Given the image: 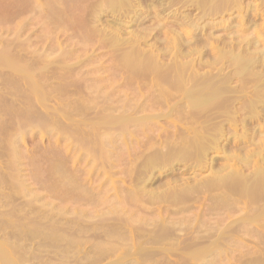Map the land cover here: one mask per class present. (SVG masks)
<instances>
[{"label": "bare ground", "instance_id": "obj_1", "mask_svg": "<svg viewBox=\"0 0 264 264\" xmlns=\"http://www.w3.org/2000/svg\"><path fill=\"white\" fill-rule=\"evenodd\" d=\"M244 1L245 0H47L46 2L48 3L46 6H49L48 8H50L49 11L51 12V14H49L52 15L49 16V19L53 20L55 16H59L60 19L57 17L54 19H57V21L54 22L57 24L59 23L58 25L62 24L58 28V25L54 23L53 25L57 26L52 25L53 28H58V30H60L64 27V31V29L66 30V27L70 26H66L68 24L65 25V23H69V21L76 22V26L79 24V32L74 31L78 34H73L75 37L74 39L77 38L78 40H75V42L73 38L69 37L71 44L75 43L73 45L74 48L72 47L69 49V45L67 44H70V41H68L69 39L67 38L69 43L67 41V43L65 41L57 42L60 50V53L57 55L41 54L36 53L35 51L30 54L32 51L28 52V50L26 51L24 49L23 51L17 52L18 56L14 55L12 57L13 59L17 58V60H10L11 57L8 54L7 55L10 57L9 59L2 55L3 52L2 54L0 53V67H3L4 70L10 69L16 74L18 73V77L13 80L17 83H15L16 86H21V88L26 86V89L29 90H27V92H31L29 94L32 95V97H35V99L38 100V103L42 104L44 107L48 105L47 102H50L49 98L52 95L49 96L48 93H52L51 90L63 88L70 94L76 92V95L78 94L77 92L80 91L77 95L79 97H77L78 99H72L71 102L67 101L69 103L61 101L62 103H65V105L67 104V109L64 107L66 110L64 111V109H62L64 112L60 110L63 113L59 111L61 115H58V118L53 115L56 111L54 113L52 112L53 114L49 112L51 113V119L54 118L53 120L50 119L49 114L47 116L44 115L46 119H50L48 120L51 121V123L43 119H41V122L45 123V125L47 123L49 127L47 125L46 127L48 128L52 127L54 124L56 127V123L59 124L60 122L61 125H63L64 135L66 136L63 139H66L68 157L71 156V153H75L71 159L76 157L77 163L80 161H86L90 165L93 164V168H91L94 173L96 171L98 172V169L100 168V170H102L103 180L105 175L108 177L107 182L110 179L109 182L114 187H117V183L119 182L113 178L115 175V172L113 173V166L115 165L112 163L111 158L114 155L112 149L115 148L116 150V147H113V145H115L114 143L117 144L119 142L121 145L123 142L127 141L131 144L132 142L130 139H133V136L135 135L138 137V131L141 133V131L145 132L150 130V132L154 131V134L155 131H157L156 133H158V130L160 131L157 134L156 140H150V143L145 141V143H147L145 144V149L140 152L136 149L137 147L133 143L138 152H132V154H135L134 157L131 155L134 160L130 161V165L128 164L129 168L127 167L128 169H123L125 171L124 174L131 179L129 182L125 180L126 184L132 182L133 184H131V186H133L132 189L130 188V191H128V188L125 189V187L124 189H121L123 190L124 195L128 193L126 195L127 197L123 196L121 193L122 191L120 192L123 196L122 201L125 198V200L129 201L128 204L132 203L130 206L132 208L134 206L135 210V204L138 205L137 212H145V218H148V220L142 219L141 217L139 222L146 220L148 221L146 225L152 228L147 230L142 226L144 230H139V228V231L131 230V227L128 228L127 224L132 222L133 218H125L124 216L126 214H123L124 212H122V209L120 212L123 214V217H119L120 219L115 218V220H113L115 216L112 217V219L107 215V213L110 214V210L108 212V209L105 208L107 205H101L106 209V213L104 212L105 215L110 218L108 221L109 224H106V230L102 232L99 228H95L97 223L95 222L96 225L94 226L92 221V223L89 222L91 226H94L95 231H92L94 228L88 230L92 227L83 220L85 219V215L80 214L84 216H81L83 219H80V211L77 212L78 214H75L74 212V215H77L78 217L77 219L74 217V220L72 219L73 215L70 213L72 217L69 215L68 217L70 219L65 218L67 223L63 221L68 227L66 228V233L62 232V236H60L66 238L64 237L66 235L67 238L63 240V238L61 239L59 237L61 242L63 240L66 242V245L68 244L67 246L64 244L63 248L65 247V250L60 247V249L64 250L61 253L67 254L66 251L70 250L68 254H73L69 244L72 238V240L75 239V242L73 241L74 243L72 242L71 245H80L83 243V240H85V243L86 241L89 243V239L93 240L97 237H99L98 239L101 238L103 240L102 242L100 241L101 245L99 244L100 242H98V239L97 242H95V239L93 243L95 242L97 245L94 244V246L91 247V250L89 249L90 251L85 253L81 252L83 256L78 257L79 259L76 261L78 262L77 264H100L101 260H104L105 258L109 259V255H111L112 258L116 252L122 249L124 250V253L119 257L117 256L118 258L114 257L115 260H111V262L107 264H214L217 260L216 258L223 253H227L225 250L223 251L225 246L236 244L234 242H236L237 239L234 242L231 241L234 240H232L234 233H242V231H239L238 229L242 227L244 232L245 225H248L247 227L249 228L250 224L255 225L259 220H264V27L252 30V25L255 23L254 19L258 14L253 10H249L248 12L251 5H248L249 7L246 6V8L243 7L245 6L243 5ZM260 1L263 2L264 0ZM40 7L42 6H35L37 9ZM236 12H238V15L234 16ZM61 19H63L62 21H64V24L61 23ZM45 20L43 22H45ZM66 20L69 21L66 22ZM234 22L237 24L233 25ZM71 23L72 22L69 24ZM50 24H48V26ZM27 26L29 25L27 24ZM49 28L46 27L47 30ZM68 30L69 29H67V32ZM218 31H222L218 33L221 35L217 34ZM52 33L54 34L53 31ZM50 35L52 36V34ZM16 39L18 40V38ZM12 44L14 45V43ZM18 44L14 46L19 48L20 45ZM20 44L22 45V43ZM79 44L87 49L89 46V49L91 47L93 51L90 49L92 52L91 55L90 52L88 55L84 52L87 56L85 60H80L78 57V61L75 57L76 59L74 60L78 62L70 64L69 60L76 56L80 51L77 52L79 49L77 45ZM76 46L78 49H76ZM98 50L99 53L100 50H103V52L101 51V54H97L96 51ZM11 52L13 53V51ZM81 55L82 54H80V57ZM104 56L107 57L105 59L106 63H110L109 66L105 67V74L106 72L110 73L111 76H114L116 79L120 76L124 77L123 80L121 78L123 84L120 85L124 88L130 86L133 88L132 93L129 94L126 91L123 93L124 90L121 92L116 87H113L114 85L110 83L111 81L109 79L106 80L104 77L103 80V77L101 78L104 74H98L97 76L96 73V76L94 75L95 71H99V73L100 70L104 71V66L99 64L100 66L96 69V67H94L95 63L92 61L103 60ZM90 62L94 63V66L92 65V67H94L95 70L94 68L89 70V67V71L86 72L85 68H87L89 64L91 65ZM100 62L102 61H99V63ZM96 64H98V62H96ZM3 69L2 71L5 72ZM15 73L14 75L17 76ZM91 73L94 74L91 75ZM9 74H11V72ZM14 75L13 77H15ZM89 76L93 77L91 78ZM53 77L61 79V83L50 84L49 80ZM66 78H70L71 81H68ZM74 79L78 81H74ZM103 82L104 84L106 83V86H104V84L99 85ZM11 84L14 83L11 82ZM92 86L94 90L91 88ZM47 88L50 89L46 91ZM23 93L26 94L25 91ZM28 93V97L31 98ZM10 94L11 93L8 92V95ZM25 94L24 98L27 96ZM14 95H16L15 92ZM73 95H75V93ZM73 95L70 97H73ZM20 103L23 102L21 101ZM51 103L52 102H50V104ZM62 103L60 104L61 106ZM33 104L35 105V103ZM56 105L57 108L59 104L56 102ZM36 107L38 106L36 105ZM21 108L25 110V107ZM49 108L53 109V106L52 108ZM57 109L59 110L61 108L58 107ZM57 109L54 108V110ZM161 109L163 111L160 112L159 110ZM155 111H157V113L153 114ZM148 112L150 114H147ZM40 113L41 118H45L42 115V111ZM21 114L24 115L23 113ZM26 116L28 117V115ZM32 116H30V119H33L34 116ZM74 116H81V119L75 120L74 118L73 120ZM91 116H93V118ZM22 118L24 117L22 116ZM26 118L22 119L25 121L21 124L22 129L24 123L26 124ZM37 121L35 123H37ZM33 122L34 120L32 121V125ZM161 122L163 125H167L166 127L171 126L170 132L162 127ZM30 124L31 123L28 125ZM41 126L44 128L43 125ZM16 131L18 132V130ZM148 135H150L149 131ZM143 136L145 137V135ZM18 137L21 139V134L20 136L18 135ZM150 137H152V135ZM118 138L122 140V143L120 139L118 141ZM157 138H159L158 141ZM115 139L117 142H114ZM143 139L145 140V138ZM153 139H155V137H153ZM135 140L133 142H135ZM139 143L140 145L142 144L141 141ZM135 144L137 145V142ZM124 145H121V147ZM124 147L126 148V146ZM142 148H144V146ZM84 149H86V151ZM83 150L85 151L84 153H82ZM120 150L123 151L122 149ZM125 151L128 152L127 149H125ZM52 155L54 157V153H52ZM124 155L127 156V154ZM124 155L122 158L125 157L126 159V156ZM214 155L216 156L213 157ZM116 157L118 156L116 155L115 158ZM60 158L59 162L61 161ZM116 160L118 159L116 158ZM116 160L115 162H117ZM119 160L121 161V159ZM127 160L126 163L128 162ZM50 163L51 161L49 164ZM117 163L119 164L120 162ZM81 164L83 163L81 162ZM128 165L126 164V166ZM169 165L173 166L169 168ZM49 166H51V164ZM86 166L84 165V168H86ZM68 167L67 169L70 170ZM119 167L121 168V166ZM14 169L16 170V168ZM69 170L65 169V172L68 171V174H66V172L63 175L64 170L62 172V170H56L55 168L54 171H57V173L60 171L62 172L61 174H58V176L63 175L60 177L64 178V182L60 179L64 184H56L59 185L57 186V189L58 187L60 189V186L63 188L65 187L60 190L61 192L65 190V196L63 199L66 197L67 202L71 199L70 203H74L75 206V202H78L77 204H79L83 201L81 192H75V187L76 189H81L83 186L86 187V184L81 185L80 183H77L80 178L75 177L78 175L83 177L84 172L89 170L82 169L84 171L83 173L80 172V174L77 170V176L74 175L76 170H74V172ZM204 171L207 172V175L205 174L206 176L203 174ZM156 173L157 175L160 173L163 175L167 174L168 178L171 177L172 180L169 178L168 180H171L170 182L161 185V187L158 188L160 183L156 186L154 185ZM120 174L123 177L124 174H122V172ZM16 175L17 173L14 174V177L16 178V182L14 183H17V181L18 183H21L19 182L20 180H17L18 177H16ZM199 175H202L201 178H199ZM84 177H87V175ZM94 177L96 178V176ZM53 178L55 177L50 179ZM75 179L77 180L75 181ZM99 179L101 178L98 176V180ZM80 181L81 180H79V182ZM45 182H47V179ZM107 182L105 181V183ZM110 183H107L106 185L108 186ZM121 183H123V181L118 184L123 187ZM106 185H104L105 188L109 190L110 188ZM150 186H154L153 189H150ZM72 188L75 190V193H73V190H70ZM103 188L102 190H107ZM111 189L114 188L111 187ZM53 190L51 191L50 189L51 192H54ZM95 190H97V188H95L93 192ZM102 190L99 191V195H103ZM108 190L106 191L107 195L109 192ZM125 190L128 192L125 193ZM69 191L73 194H70ZM90 191H88L89 194L91 193ZM93 192L92 196H97L96 198H98V195H95L96 192L94 194ZM111 196L113 197L115 194ZM102 199L104 198H101V200ZM203 199L206 201L200 205L198 212H196L198 209L197 207L195 211L196 213L191 215V217L184 216L185 213L187 214V211H191L194 208L189 206V203H200ZM242 199L246 200V204L243 203V205L245 204L247 207L245 208L247 211L246 216H244L245 211L241 210L244 213L242 214V219L233 223L231 222L230 225H225V227L220 224V227H224L223 229L216 225V220H218L219 217L222 218H220L221 220L224 219L223 216L225 214L228 217L225 212V207L229 206L231 208L230 205L233 204L232 201L237 203L232 205L231 210H229L230 213L228 212V214L230 215L231 211H233V214H237V211L232 209H236L233 207L239 206L237 205L238 203L241 205ZM109 200L104 201L107 202L106 204L110 205L111 203ZM207 200H211V204H209ZM98 202L100 204L103 201L100 202L98 199ZM105 202L103 203L105 204ZM206 202L208 204H206ZM161 203L166 204V206L163 207V210L168 211L169 217H157L158 219L152 220L151 217L157 216L154 211V209L156 210L157 208L154 206H159ZM79 205V208H81L82 205ZM112 205H110V207L114 208L115 205L113 203ZM243 205L241 206L243 207ZM117 206L115 207L117 208ZM229 207L226 209H230ZM73 208L74 207H71V209ZM112 210L114 212L111 214H116V211L114 209ZM147 210L150 211L151 214L154 211L153 214L155 215L152 214L153 216L151 215L147 217V214L150 215ZM238 210L240 211V206ZM71 212H73V210ZM87 212L90 211L88 210ZM221 212H224V214H221ZM149 217L152 221L149 220ZM207 217L212 218L210 219ZM203 218L205 219L203 220ZM91 219H94V217ZM209 219L211 220V223L207 221ZM220 219L218 221H220ZM46 220L48 221L47 218ZM212 220H214L215 223H213ZM56 221H59V219ZM224 221L225 219L223 222ZM227 221L229 220H226V222ZM110 222H112V224ZM23 223L25 222L23 221ZM28 223H25V225L22 224L25 227L21 225L23 229H27ZM74 223L77 226V232H86L85 235L83 233L81 235L75 232L76 234H73L76 238L73 237L71 233L73 231L71 230L73 229L72 226H75ZM4 225L5 224L3 223L0 227H3ZM68 225L72 226L69 227ZM137 225L139 226L140 224ZM63 226H61V229H63L61 231H64L65 226ZM142 227L140 229H142ZM247 227L245 226L246 229ZM3 228L1 229L5 230ZM31 228L34 229L29 225L28 229L33 231ZM250 228L249 230L252 232L254 229L253 227ZM246 229L245 231H247ZM34 230L36 231V229ZM96 230H100L98 231L100 233H97ZM255 230L252 233H249L252 235L258 233H255ZM90 231L91 233H89ZM94 232L98 234L97 237H95L96 233L92 234ZM24 233H26V231H24ZM27 233H29L31 238L34 234V238L39 237V235L36 236L38 232L30 234L33 232L27 231ZM47 233L48 232L44 235L45 238ZM55 235V233L51 234V236L56 238ZM86 235H92V237H87ZM42 236L43 235H41V237ZM44 236L42 239H45ZM70 236L72 237L70 238ZM114 236H116V238L118 237L117 241L110 240V238H113ZM244 236L245 235L242 237ZM86 237L87 239H84ZM254 237L257 238V235ZM26 238L31 240L28 236ZM68 239L70 241H68ZM50 240L52 246H54L52 241L54 242L55 239L53 240V238H51ZM259 241L262 242V240ZM238 242L239 240L237 243ZM7 243L8 242H6V244ZM42 243H44V241ZM55 243L56 242H54V244ZM6 244L0 243V264H25L24 261H27L28 258L26 259L20 255L19 252L22 248L17 247L14 244V246H12V244L11 246ZM81 246L83 247V245ZM74 249L75 248H73V250ZM96 249L98 250V258H95L97 254L95 251ZM248 249L250 250L251 248ZM78 250L79 249H77V251ZM252 250L250 251L252 252ZM257 250L259 251V249ZM262 252H264V249H262ZM229 253H231V249ZM92 254L95 259L90 257L93 256ZM256 254V257H248V260H246L247 258L242 260L240 256L241 254H237V257H240V259L238 258L239 261H236H238V264L240 263V260L243 261L240 264H264V258L258 255L259 252L254 255ZM172 258H174V260ZM203 258L205 259L203 260ZM68 261L71 264L72 258L71 260L68 259ZM68 261L67 263H69Z\"/></svg>", "mask_w": 264, "mask_h": 264}, {"label": "rangeland", "instance_id": "obj_2", "mask_svg": "<svg viewBox=\"0 0 264 264\" xmlns=\"http://www.w3.org/2000/svg\"><path fill=\"white\" fill-rule=\"evenodd\" d=\"M36 3H35V2ZM38 0H0V53L2 54V52H3V54L2 55H4V56H6V58L7 59H9L10 57H11V59L10 60H12L13 58V56L14 55H17V52L18 51H23L24 49L27 51L28 50V52L29 51H32V52H30V54L31 53H34L33 51H35L36 53H41V54H47V55H57L58 53H60V50H59V46H58V41H60V42H66L67 41V38L69 39L68 41H70V38H73V40L75 41H77L78 39L76 38V39H74L75 37H74V33L77 31V32H79V30H80V28H79V24L76 26L75 25V23L76 22H74V21H69V20H66V22L67 21H69V23L70 22H72L71 24H69V23H65V25L66 24H68V25H66V26H69V27H66V30L64 29V31H63V28H61L60 30H58V28L62 25L61 23H63L64 24V21H62L63 19H61L60 21H62L60 24L61 25H58L56 22H54V21H57V19L56 20H54L55 18H59V16H55V18L53 19V20H50L49 19V16H52V15H50L51 14V12L49 11V9L50 8H48L49 6L47 5L46 6V4L48 3V2H46L47 0H39L38 2H37ZM33 2H34V4H33ZM39 6H42V7H40V8H35V6L36 7H38V5ZM24 5H25V7H24ZM243 5H245V6H243V7H245L246 8V6H250L251 5V7H249V9H248V12H249V10H253V11H255L258 15L256 16V18L254 19V21H255V23H254V25H252V30H257L258 28H261V27H264V1L262 2V1H260V0H245L244 1V4ZM19 6V7H18ZM21 6V7H20ZM256 7V8H255ZM25 8V9H24ZM252 8V9H251ZM22 9H24V10H22ZM39 9H41V10H39ZM46 9V10H45ZM47 9H48V11H47ZM257 11H256V10ZM39 10V11H38ZM21 11V12H20ZM23 11H24V13H23ZM52 11V10H51ZM42 12H43V14H42ZM45 12V13H44ZM46 12H48V13H46ZM53 12V11H52ZM20 13V14H19ZM50 13V14H49ZM194 13H196V12H194ZM38 14H39V16H38ZM252 14V13H251ZM18 15V16H17ZM238 15V12H236L235 13V15L234 16H237ZM44 16V17H43ZM45 16H47V17H45ZM233 16V17H234ZM41 17H43V18H41ZM41 18V19H40ZM45 18H46V20H45ZM48 18V19H47ZM60 19V18H59ZM106 19V18H105ZM45 20V22H43ZM50 20V21H49ZM253 20V19H252ZM251 20V21H252ZM47 21H49L50 23L51 22H53V23H49V22H47ZM60 21H58V22H60ZM73 22H74V25H73ZM54 23H56L57 25H53ZM27 24L29 25V26H27ZM33 24V25H32ZM48 24H50L49 26H48ZM237 23L236 22H234L233 23V25H236ZM252 24V23H251ZM32 25V26H31ZM57 26L58 28L56 29V28H53V26ZM65 25H63V26H65ZM27 26V27H26ZM52 26V27H51ZM29 27H31V28H29ZM46 27L47 28H49L48 30L46 29ZM78 29H76V28ZM53 28V29H52ZM67 29H69L68 30V32H67ZM73 29V30H72ZM51 30V31H50ZM55 30V31H54ZM59 32H58V31ZM47 31V32H46ZM49 31H50V34H52V36L49 34ZM52 31L54 32V34L52 33ZM75 31V32H74ZM63 34H62V33ZM220 32H222V31H218L217 32V34L218 33H220ZM17 33V34H16ZM76 35L78 34V33H75ZM18 35H20V36H22V37H20V36H18ZM54 35V36H53ZM72 37H71V36ZM218 35H221V34H218ZM16 36V37H15ZM59 36H63V37H59ZM250 36V35H249ZM53 37V38H52ZM57 37V38H56ZM70 37V38H69ZM15 38V39H14ZM16 38H18V40L16 39ZM43 38V39H42ZM60 38H62V39H60ZM23 41H22V40ZM72 40V39H71ZM15 41V42H14ZM19 42V44H18V42ZM22 41V42H21ZM67 41V42H68ZM74 41H73V43H74ZM75 41V42H76ZM23 42H25V43H23ZM66 42V43H67ZM12 43H14V45L16 46V44H18V45H20V47L19 48H16ZM20 43H22V45L20 44ZM27 43V44H26ZM69 43V42H68ZM10 44H12V45H10ZM57 44V45H56ZM75 44V43H74ZM74 44H71V41H70V44H67V45H69V49H71L72 47L74 48ZM17 45V46H18ZM24 45H26V46H24ZM28 45V46H27ZM30 45V46H29ZM39 45H40V47H39ZM14 46V47H13ZM23 46V47H22ZM77 46H78V48H77ZM76 46V49H78L77 50V52H78V54H76V56H74L73 58H71V60H69V63L70 64H72V63H76V62H78L79 61V58H80V60H85L86 58H87V56L85 55V54H89V52H90V55H91V50L90 49H92L91 47H90V49H89V46H88V49L87 48H85L84 46H81V44H79V45H77ZM4 47V48H3ZM28 49H27V48ZM11 48V49H10ZM3 49V50H2ZM36 49V50H35ZM83 49V50H82ZM39 50V51H38ZM83 52H82V51ZM88 52H87V51ZM5 51H6V53H5ZM9 51V52H8ZM11 51H13V53L11 52ZM14 51H16V52H14ZM38 51V52H37ZM92 51H93V49H92ZM103 52V50H100V53H99V50L98 51H96L97 52V54H101L102 52ZM76 52V53H77ZM84 52H85V54H84ZM6 55H5V54ZM0 54V55H1ZM10 56H8V55ZM12 54V55H11ZM80 54H84L83 56L81 55V57H80ZM18 56V55H17ZM77 59H76V58ZM79 57V58H78ZM82 58V59H81ZM107 57H105L104 56V58H103V60H99V61H102V62H100L99 63V61H92V62H94V63H91V65L89 64L88 65V67L87 68H85V70H86V72L87 71H89V70H92V68H94V67H96V69L100 66V65H102V66H104L103 67V70L104 71H101L100 70V73H99V71H95V74L94 73H91V75H95L96 76V73H97V76H98V74H104L103 76H101V78L104 80V77L106 78V80L107 79H109L111 82L110 83H112V85H114L113 87H116L118 90H120L121 92L123 91V93L126 91V92H128L129 94L130 93H132V89L133 88H131L130 86H127V87H125L126 88V90H125V88L123 87V86H121L123 83H122V80H123V78L124 77H122V76H120V77H118L117 79L116 78H114V76H111V74L110 73H107L106 72V74H105V67L106 66H109L110 65V63L108 62V60H107V62L109 63H106V59ZM74 59H76V60H78V61H76V60H74ZM101 59V58H100ZM13 60H17V58L15 59H13ZM73 60V61H72ZM71 61V62H70ZM105 61V62H104ZM96 62H98V64H96ZM104 62V63H103ZM95 66H94V65ZM100 64V65H99ZM92 65L94 66V67H92ZM98 65V66H97ZM101 66V67H102ZM89 67H90V69H89ZM2 69H3V67H0V71H2ZM5 69H7V68H5ZM89 69V70H88ZM4 70V69H3ZM94 70H95V68H94ZM5 72H0V221L2 222V224H1V222H0V225L2 226L3 225V223L5 224L3 227H0V229L1 228H3V229H5V230H0V239H3V240H0V243L1 244H6V242H8L6 245H10L11 246V244H12V246H17V247H20V248H22L21 250H20V255H22L23 257H25L26 259L28 258V260L27 261H24L25 262V264H70V262L68 261V259L69 260H71V258H72V261H71V264H77L78 262H76L79 258L78 257H80V256H83V254L82 253H85V252H87V251H90L91 250V247H93L94 246V244L95 245H97L95 242H97V239L99 238V237H97V233H100V232H98V231H100L101 230V232L102 231H105L106 230V224H109V220H110V218H112V217H114V219L113 220H115V218H118V219H120L119 217H123V214H126L124 217L125 218H133V221L132 222H130V223H128L127 225V227L128 228H130L131 230H135V231H139V230H144V228L145 229H147V230H150V228H152V227H149V226H147L146 224H147V222L148 221H143V222H139V220L141 219V217H142V219H147L148 220V218H145V212H137V210H138V208H137V206L138 205H136L135 204V208H136V210L134 209V206H133V208L130 206L131 204L129 203L128 204V202L129 201H127V200H125V198H124V200L122 201V199H123V196H126L128 193H126V192H128V191H130L131 189H132V186H131V184H133L132 182H130V184H126V181H128L129 182V180L131 181V179L129 178V177H127V175H125L124 174V170H126V169H128L129 168V165H130V161H132V160H134V156H135V151H136V153L138 152V150H139V152L140 151H142V150H144L145 149V144H147L148 142L150 143V140H156V137H157V134L160 132L159 130H158V133H156L157 131H155V134L153 133L154 131H151L150 132V130H147V131H141V133H140V131H138V137L135 135V136H133V139L135 140V142H133L134 140L133 139H130L131 140V144L129 143V142H123L122 143V140L120 139V138H118V141H119V139H120V141H121V145H124V146H126V148L124 147V146H122L121 147V145H120V143L118 142L117 144L116 143H114L115 145H113V147H116V150H115V148H113L112 149V153H114V158H115V156L117 155L118 157H116L118 160H116V158L114 159L113 158V156H112V163L115 165V166H113L114 168H113V173L117 176H115L114 175V180H118L117 182L120 184V182L121 181H123V183H121L122 184V186L123 187H121V185L119 186V184L117 183V187H119V188H117L116 186L114 187L109 181H110V179H109V181L107 182V178L108 177H106L105 175H104V180H103V178H102V170H100V168L98 169V172L96 171L95 173H94V171L92 170V168H93V164L92 165H90V164H88L86 161H80V162H78L79 163V165H78V163H77V160H76V157H73L72 159H71V157L72 156H74V154L75 153H71V156H69L68 157V153H67V150H66V139H63V138H65L66 136L64 135L65 133H64V131H63V125H61V123L59 122V124H57L56 123V127H55V124L52 126V127H50V128H48L49 127V125L46 123V125L48 126V127H46V125H45V123H42L41 122V119H43V120H47V121H49L50 119H51V116H50V114L53 112H55L53 115H55V116H57V118H58V115H61V113H63L64 111H66L65 109H64V107H66V105H65V103H69V102H67V101H72V99H78L79 97L77 96L78 94H79V92H77L78 94L76 95V92H74L75 93V95H73L74 93H67V90H65V89H63V88H59V89H54V90H51V92L52 93H48L49 94V96H51L50 98H49V101L50 102H52L51 104H50V102H47V106L46 107H44L42 104H39L38 103V100H36L35 99V97H32V95H30L29 93H31V92H27V90L28 89H26V86H24V87H22L21 88V86L20 87H17L16 86V82L15 81H13V80H15L17 77H18V73L16 74L14 71H12V70H4ZM8 71H10L11 72V74H9L10 72H8ZM2 73H4V74H2ZM14 73L17 75V76H15L14 75ZM7 74H8V76H7ZM110 74V75H109ZM1 75H2V78H1ZM4 75V76H3ZM7 77H6V76ZM13 75L15 76V77H13ZM99 75V76H100ZM110 76V77H109ZM10 77V78H9ZM89 77H93V76H89ZM15 78V79H14ZM121 78H122V80H121ZM67 79V78H66ZM68 81H71V79L69 78V79H67ZM105 80V81H106ZM121 80V81H120ZM8 81H10V82H8ZM74 81H78V80H75L74 79ZM79 81H81V80H79ZM119 81V82H118ZM11 82L12 83H14V84H11ZM16 83V84H15ZM49 83L51 84V83H61V79H59L58 77H53L52 79H50L49 80ZM119 83V84H118ZM102 84H104V82L103 83H101V84H99V85H102ZM121 84V85H120ZM94 86V85H93ZM93 86L91 87L93 90H94V88H93ZM104 86H106V83L104 84ZM120 86V87H119ZM13 87H15V88H13ZM95 87V86H94ZM130 87V88H129ZM120 88V89H119ZM17 89V90H16ZM43 89V88H42ZM50 89V88H49ZM48 88L46 89V91H48L49 90ZM128 89V90H127ZM131 89V90H130ZM16 90V91H15ZM16 93V95H14V92ZM26 92V94L25 93H23V92ZM29 91V90H28ZM8 92L9 93H11L10 95H8ZM19 95H18V94ZM22 93V94H21ZM27 93L31 96V98L30 97H28V95H27ZM122 93V94H123ZM13 94V95H12ZM24 94L25 95H27V96H25V98H26V101H25V98H24ZM48 94H47V96H48ZM117 94V93H116ZM73 95V97H70V96H72ZM14 96H16V97H14ZM23 96V97H22ZM13 97V98H12ZM19 97V98H18ZM78 97V98H77ZM53 98V99H52ZM59 98V99H58ZM68 98H70V99H68ZM20 99V100H19ZM33 99H35V100H33ZM68 99V100H67ZM15 100V101H14ZM54 100V101H53ZM14 101V102H13ZM23 102V103H20V102ZM64 101H66L65 103H62V102ZM25 102V103H24ZM30 102V103H29ZM38 104H37V103ZM56 102H57V104H59L58 105V107H60L61 109H57L56 108ZM28 103V104H27ZM33 103H35V105L33 104ZM62 103V106L60 105ZM65 106H64V105ZM27 105H28V107H27ZM36 105L39 107H36ZM50 105V106H49ZM56 105V106H55ZM20 106V107H19ZM36 107V108H34V107ZM52 106H53V109H50L49 107H51L52 108ZM21 107H25V110L23 109V108H21ZM30 107V108H29ZM33 107V108H32ZM63 107V108H62ZM26 108H27V110H26ZM38 108V109H37ZM49 108V109H48ZM54 108L55 109H57V110H54ZM33 109V110H32ZM62 109H64V111L62 110ZM66 109H67V107H66ZM24 112H23V111ZM30 110H32V111H30ZM35 110V111H34ZM39 110H41L42 111V115L45 117V115L47 116L48 114H49V117H50V119L49 118H47L46 119V117L45 118H41V116H40V112L41 111H39ZM60 110H62V111H60ZM166 110V109H165ZM27 111V112H26ZM30 111V112H29ZM61 113H60V112ZM160 112L161 111H163L162 109L161 110H159ZM23 113L24 115H22L21 113ZM38 115V117H37V115L35 114V113ZM46 112V113H45ZM49 112H51V113H49ZM25 113H26V115H28V117L25 115ZM29 113V114H28ZM34 116H32L31 114ZM39 113V114H38ZM60 113V114H59ZM154 113H157V111H155V112H153V114ZM36 116H35V115ZM45 114V115H44ZM147 114H150L149 112L147 113ZM22 116L24 117V118H22ZM30 116H32L33 117V119H30ZM42 116V117H43ZM27 117V118H26ZM61 117V116H60ZM59 117V118H60ZM92 118H93V116H91ZM25 119L26 118V124L24 123V125H23V129H25V130H23L22 129V125L21 124H23V122H25L24 120H22V119ZM37 118V119H36ZM40 118V119H39ZM74 118H75V120H79V119H81V116H79V117H77V116H74L73 117V120H74ZM28 119V120H27ZM36 119V120H35ZM49 119V120H48ZM54 119V118H53ZM53 119H51V120H53ZM22 120V121H21ZM31 122H30V121ZM34 120V122H33V125H32V121ZM38 120V121H37ZM37 121V123H35ZM164 121V120H163ZM162 121V122H163ZM41 122V123H40ZM50 123H51V121H49ZM53 122V121H52ZM161 122V124H162V127L163 128H165V130H167V131H169L170 132V130H171V126H169V127H166L165 125H163V123ZM29 123H31L30 125H32V126H30V125H28ZM35 123V124H34ZM39 123V124H38ZM164 123H165V121H164ZM37 124V125H36ZM43 125L44 126V128L41 126V125ZM166 124V123H165ZM26 125V126H25ZM20 126V127H19ZM25 126V127H24ZM51 126V125H50ZM46 127V128H45ZM37 128V129H36ZM39 128H41V129H39ZM57 128V129H56ZM46 129V130H45ZM54 129V130H53ZM16 130H18V132L16 131ZM58 130V131H57ZM173 130V129H172ZM22 131V132H21ZM52 131V132H51ZM56 133H55V132ZM60 131V132H59ZM148 131H149V133H150V135H148ZM163 131V130H162ZM58 132V133H57ZM63 134H62V133ZM18 133V134H17ZM21 134V139L18 137V135L20 136V134ZM61 133V134H60ZM135 133V132H134ZM136 133H137V131H136ZM147 133V134H146ZM17 135V136H16ZM63 135H64V137H63ZM142 137H141V136ZM143 135H145V137L143 136ZM152 135V137H150ZM61 136V137H60ZM128 137V136H127ZM153 137H155V139H153ZM116 138V137H115ZM129 138V137H128ZM143 138H145V140L143 139ZM61 139V140H60ZM138 139H139V141H138ZM158 139L159 138H157V141H158ZM133 140V141H132ZM144 140V141H143ZM63 141H65V142H63ZM142 142V144L140 145V143L139 142ZM145 141L147 142V143H145ZM156 141V142H157ZM114 142H117V140L115 139L114 140ZM137 142V145L135 144ZM64 143V144H63ZM133 143H134V145L137 147L136 149H138V150H136L135 149V146L133 145ZM63 144V145H62ZM118 145H119V147H118ZM133 146V147H131V146ZM144 146V148H142V147ZM223 146V145H222ZM127 149L128 150V152L127 151H125V149ZM65 148V149H64ZM130 148V149H129ZM253 148V147H252ZM52 149V150H51ZM55 151H54V150ZM120 149H122L123 151H121ZM85 151H86V149H84ZM83 150V152L82 153H84L85 151ZM132 150V151H131ZM51 151V152H50ZM119 151H121V152H119ZM127 152V153H125V152ZM134 151V153L132 154V152ZM12 152V153H11ZM19 152V153H18ZM63 152V153H62ZM118 152V153H117ZM229 152H231V151H229ZM52 153H54V157H53V155H52ZM55 153H57V154H55ZM121 153H123V154H121ZM13 154V155H12ZM16 154V155H15ZM17 154H19V155H17ZM124 154H127V156L126 155H124ZM57 155V156H56ZM62 155V156H61ZM126 156V159H125V157H123L122 158V156ZM133 157H132V156ZM220 155H222V154H220ZM15 156H18L19 157V161H18V157H15ZM216 155H214L213 157H215ZM57 159H56V158ZM60 157H62V158H60ZM212 157V156H211ZM53 158V159H52ZM59 158L61 159V161L59 162ZM64 158H68V159H64ZM119 159H121V161L119 160ZM125 159V160H124ZM128 159V160H127ZM47 160V161H46ZM51 161V166H49L50 164H49V162ZM68 160H70V161H68ZM115 160L117 161V162H120L119 164L117 163V162H115ZM124 160V161H123ZM126 160L128 161L127 163H126ZM14 161H15V163H14ZM16 161H17V163H16ZM35 161V162H34ZM53 161V162H52ZM56 161V162H55ZM65 161V162H64ZM20 162V163H19ZM45 162H46V164H45ZM68 162V163H67ZM81 162L83 163V164H81ZM122 162V163H121ZM124 162V163H123ZM19 163V164H18ZM70 163V164H69ZM15 164V165H14ZM70 166H69V165ZM88 164V165H87ZM120 164H122V165H120ZM124 164V165H123ZM126 164L128 165V166H126ZM14 165V166H13ZM82 165V166H81ZM84 165L86 166V168H84ZM118 165V166H117ZM11 166V167H10ZM69 166V167H68ZM80 166H81V168H80ZM119 166H121V168L119 167ZM123 166V167H122ZM125 166V167H124ZM173 165H169V168H171ZM13 167V168H12ZM52 167H54V168H52ZM67 167L68 168H70V170L69 169H67ZM83 167V168H82ZM92 167V168H91ZM116 167V168H115ZM128 167V168H127ZM14 168H16V170L14 169ZM52 168V169H51ZM55 168H56V170H62V172H63V170H64V172H63V175H64V173H66V174H68V171H66L65 172V169L66 170H69V171H73L74 172V170H76V172L74 173V175L75 176H77L76 174H78V171H79V174H80V172L81 173H83V171L84 170H86V169H88L89 171H87L88 173H89V175H88V173L85 171L84 172V174L85 175H87V177H84L85 175L83 174V177L81 178L79 175V177L77 176V177H75V178H80V179H78V182L77 183H80L81 185L83 184H86V187H82L81 189H76V187H75V190H73V188L72 189H70V190H73V193H75V192H81V195H82V197H83V201H81L79 204H81L82 206H81V208H79V204H77L78 202H75L76 204H75V206H74V203L72 204V202L70 203V201H71V199L67 202L66 201V197H65V199H63V197L65 196V190L64 191H60V190H62V186H60L61 188L59 189V187H58V189H57V186H59V185H62V183L64 182V178H62V177H60V176H63V175H59L58 176V174H61L62 172L60 171V172H58L57 173V171H54L55 170ZM118 168V169H117ZM10 169V170H9ZM11 169H13L14 170V172H13V170H11ZM73 169V170H72ZM80 169V170H79ZM82 169H84V170H82ZM120 169V170H119ZM124 169V170H123ZM50 170V171H49ZM78 170V171H77ZM82 170V171H81ZM97 170V169H96ZM16 171V172H15ZM19 171H20V174H19ZM47 171V172H46ZM53 171H54V173H53ZM48 172H49V174H48ZM51 172V173H50ZM56 172V173H55ZM101 172V173H100ZM117 172H118V175H117ZM122 172V174H124L123 175V177L121 176V173ZM17 173V175H16V177H18V179L17 180H20L19 182H21V183H18V181H17V183H14V182H16V178L14 177V174H16ZM93 173V174H92ZM158 173V172H157ZM157 173H156V175H157ZM21 175V176H19V175ZM51 174H53V175H51ZM57 174V175H56ZM95 174V175H94ZM97 174V175H96ZM101 174V175H100ZM120 174V175H119ZM203 174H204V176H206L207 175V172L206 171H204L203 172ZM206 174V175H205ZM52 177H55V178H53V179H50V178H52ZM55 175V176H54ZM155 175V177H156V179H155V186L157 185V184H159V187L158 188H160L161 187V185H164V184H166V183H168V182H170L171 180H172V178L171 177H169V178H171V180L169 181L168 179V176H167V174L165 175H163V174H158L157 176ZM208 175H209V172H208ZM46 176H47V178H46ZM94 176H96V178L94 177ZM98 176H99V178H101V179H99L98 180ZM164 176V177H163ZM166 176H167V178H166ZM201 176L202 175H199V178H201ZM14 177V178H13ZM19 177H21V178H19ZM92 177H93V179H92ZM49 178V179H48ZM57 178V179H56ZM165 178H166V180H165ZM14 181H13V180ZM47 179V182H45V180ZM63 180V182L61 181V180ZM95 179H97V180H95ZM174 179V178H173ZM54 180H57V181H54ZM77 179H75V181H76ZM79 180H81L80 182H79ZM83 180H84V182H83ZM92 180H94V181H92ZM126 180V181H125ZM165 180V181H164ZM168 180V181H167ZM43 181V182H42ZM48 181H50V182H48ZM58 181H59V183H58ZM88 181H89V183H88ZM105 181L107 182V183H110V184H108V186L106 185L107 183H105ZM24 182V183H23ZM40 183V184H38V183ZM61 182V183H60ZM88 184H87V183ZM96 182V183H95ZM127 182V183H128ZM23 183V184H22ZM44 183H45V185H44ZM59 184V185H57V184ZM93 185H92V184ZM104 183V184H103ZM20 184V185H19ZM22 184V185H21ZM64 184V183H63ZM103 184V185H102ZM40 185V186H39ZM93 187H92V186ZM104 185H106L108 188H110L111 189V187L112 188H114V189H107V188H105V186ZM23 186V187H22ZM51 188H50V187ZM63 186H65V185H63ZM26 189H25V188ZM46 187V188H45ZM51 189V191L53 190V188H54V192H51L50 191V189ZM56 187V188H55ZM91 187V188H90ZM104 187V188H103ZM121 187V188H120ZM124 187H125V189L126 188H128V191H126L125 190V193H126V195H124V193H123V190H121V189H124ZM154 187V186H153ZM153 187L152 186H150V189L152 188L153 189ZM24 188V189H23ZM65 188V187H64ZM63 188V189H64ZM88 190V191H90V189H91V195L89 194V192L86 190V189ZM95 188H97V190H95L94 192H93V190L95 189ZM102 188L103 189H107L109 192H108V195H107V190L106 191H104V190H102ZM131 188V189H130ZM156 188V187H155ZM47 190V191H46ZM102 190V193H103V195L101 194V195H99L98 193H99V191H101ZM155 190V189H154ZM75 191V192H74ZM98 191V192H97ZM104 191V192H103ZM111 191V192H110ZM122 191V192H121ZM64 192V193H63ZM92 192H93V194L95 193V195H98V198H96L97 196H92ZM105 192H106V195H105ZM123 194V196H122V194ZM57 193V194H56ZM69 193L70 194H73V193H71V191H69ZM60 194H61V196H60ZM64 194V195H63ZM115 194V196H111V195H114ZM120 194V195H119ZM104 198V199H102L101 200V198ZM112 197V198H110V197ZM117 196V197H116ZM114 197H116L117 198V201H116V198H114ZM127 197V196H126ZM108 198V199H107ZM114 198V199H113ZM98 199H99V201L101 202V201H103V202H105V201H107V200H109V202L111 203H109L110 205H112V203L115 205V206H117V205H119V206H117V208L114 206V208L113 207H110V205H108V204H106L107 202H105V204L103 203V202H101L100 204H99V202H98ZM126 199H128V198H126ZM205 199V198H204ZM201 200L200 201V203L198 202V203H189V206H192V207H194L191 211H187V214L185 213V215L184 216H190L191 217V215H193L194 213H196V212H198L199 211V208H200V205L202 204V203H204L206 200ZM63 200V201H62ZM105 200V201H104ZM61 201V202H60ZM65 201H66V204H65ZM73 201V200H72ZM240 201V200H239ZM242 201V203H241V205H243V203H245V201L246 200H244V199H242L241 200ZM244 201V202H243ZM83 202V203H82ZM115 202V203H114ZM207 202L209 203V204H211V200H207ZM206 202V204H208ZM117 203V204H116ZM126 203V204H125ZM231 203V202H230ZM232 203L235 205L237 202H233L232 201ZM84 204V205H83ZM146 204H149V203H146ZM233 204H231L230 206H231V208H232V205ZM246 204V203H245ZM245 204L243 205V207L240 205V203H238L237 205H239L240 206V211L238 210V208H239V206H234L233 208H236V209H232V210H235V211H237L236 213L237 214H233L232 212L233 211H231V214L229 215L228 214V212H229V210H231V208L229 207V206H226L225 207V212L227 213V215H228V217L226 216V214L223 216V218L225 219V221L223 222V220H221L222 218L221 217H219V219H220V221L221 222H223V223H221L220 221H218V220H216V225H218L219 227H220V224H221V226L222 225H224V227H225V225L226 226H228V224L230 225L231 224V222L233 223V222H235V221H238L239 219H242L243 218V216H242V214H244L241 210H243V211H245V214H244V216H246V209L245 208H247L246 206H245ZM72 205V206H71ZM77 205V206H76ZM101 205H107L105 208L106 209H108V212H109V210H110V214L111 213H113L114 211L112 210V209H114L115 211H116V214H114V215H110L109 213H107V215H109L110 216V218H109V216H107V215H105V211H106V209L105 208H103L104 206H101ZM84 206H85V208H84ZM113 206V205H112ZM146 206H148V205H146ZM150 206V205H149ZM164 206H166V204H163V203H161L159 206L158 205H156V206H154V207H156L157 209V211L154 209V211H155V214H157V216H153V215H155V214H153L154 213V211L152 212V214L150 213V211H148V213L150 214V215H148L147 214V217L148 216H153V217H151V219L153 220H155V219H158L159 217H169V214H168V211H164L163 209V207ZM245 206V207H244ZM71 207H74L73 209H71ZM150 207H153V206H150ZM153 207V208H154ZM196 207V208H195ZM197 207H198V209H197ZM230 208V209H226V208ZM242 207V208H241ZM82 208H84V209H82ZM110 208H112V209H110ZM117 210H116V209ZM79 209H81V210H79ZM92 213H90V212H87L88 210ZM123 209V210H122ZM196 209H197V211H196ZM69 210V211H68ZM73 210V212H71ZM104 210V211H103ZM122 210V212H124L123 214H121V211ZM163 210V211H162ZM194 210V211H193ZM224 210V209H223ZM222 210V211H223ZM78 211H80L79 212V215L80 214H82V215H85V219H83L82 217H84V216H82V215H80V219H83V220H85V223H87V224H89V226L90 227H92V228H90V229H88V230H92L93 228H94V226L96 225V223H97V227L95 226V228L97 229V228H99L100 230H96V232H94V233H92V234H95L96 233V236L95 235H93V236H95V237H97V238H95L96 239V241L93 243V241L95 240V239H89V243H88V241H86V243L84 242L85 240H83V243L82 244H76V245H71V243L74 241L75 242V239L74 240H72L71 239V241L68 239V241H70V249H71V252L74 254H68L69 253V251H66L67 252V254L71 257H69L67 254H65V253H61V252H63L64 250H65V247L63 248V246H64V244L66 243V242H64L63 240H65L66 238H67V236L65 235H63L64 237H66V238H63V237H60V236H62V232L63 233H66V228H68L67 227V225H65V223H67V220L65 219V218H67V219H70L68 216L70 215V213L73 215V217H72V215H70V217H72V219L74 220V217H75V219H77L78 217H77V215H74V212H75V214L78 212ZM82 211V212H81ZM159 211V212H158ZM196 211V212H195ZM67 212V213H66ZM105 212V213H104ZM136 212V213H135ZM165 212H166V214H165ZM239 212V213H238ZM241 212V213H240ZM117 213H120V214H117ZM230 213V212H229ZM64 214V215H63ZM78 214V213H77ZM221 214H224V212L222 213L221 212ZM78 215V216H79ZM91 215V216H90ZM119 215H122V216H119ZM162 215H164V216H162ZM233 217H232V216ZM61 216H62V218H61ZM63 216H65V217H63ZM82 216V217H81ZM87 216V217H86ZM107 216V217H106ZM118 216V217H117ZM129 216V217H128ZM229 216H231V217H229ZM94 217V219H91V218H93ZM140 217V218H139ZM158 217V218H157ZM171 217H174V216H171ZM226 217H227V219H226ZM46 218L48 219V221H50V222H48L47 220H46ZM59 219V221H56V220H58ZM90 218V219H89ZM207 218H212V217H207ZM206 218V219H207ZM213 218H215V217H213ZM228 218H232L231 220L230 219H228ZM7 219V220H6ZM27 219V220H26ZM65 219V220H64ZM150 219V217H149V220H151ZM205 218H203V220H204ZM207 220L208 222H210L211 223V220ZM62 220V221H61ZM117 220V219H116ZM151 220V221H152ZM226 220H229V221H227L226 222ZM23 221L25 222V223H28V226H27V229L26 228H24L23 229V227L22 226H24L25 225V223H23ZM56 221V222H55ZM63 221L65 222V223H63ZM92 221L93 222V225L91 226L90 225V222ZM151 221H150V223H151ZM213 221V223H215L214 222V220H212ZM218 221V222H217ZM20 222H21V224H20ZM62 224H60V223ZM84 222V221H83ZM91 222V223H92ZM96 222V223H95ZM113 222V221H112ZM112 222H110L111 224H112ZM116 222H118V221H116ZM226 222V223H225ZM56 223V224H55ZM57 223H59V224H57ZM76 223V222H75ZM75 223H74V225H75ZM79 223V222H78ZM153 223V222H152ZM212 223V224H213ZM22 224H24V225H22ZM137 224H140L139 226L137 225ZM258 224V225H257ZM22 225V226H21ZM29 225H31V227H33L34 229H36V231L39 233H37L34 229H32L33 231H31V230H29L28 228H29ZM55 225V226H54ZM65 226V228H64V231H61V230H63V229H61L62 227L61 226ZM252 225H254V224H250V226H249V228L250 227H253V229L255 230V233L256 232H258V233H256V234H250V233H252V232H250V230H249V228L247 227L248 225H245L246 227H247V229L245 228V226H244V232H243V230H242V227L240 228V229H238L239 231L241 230L242 231V233L241 232H239V233H234V237L232 238V240L233 241H231V242H234V241H236V239H237V241L239 240V242L238 243H240V244H238L237 243V241L236 242H234V243H236V244H232V246L229 244V242H228V244L229 245H227V246H225L224 247V249H223V251L225 250V252H227L226 254L225 253H223L222 255H220L218 258H216L215 260H216V262L214 263V264H238V261H239V259H240V257H237V254L238 255H240L241 256V259L243 260H245L246 258V260H248L249 258H252V257H256L257 256V254L256 255H254L255 253H258L259 252V256H262L263 258H264V252H262V249H264V220L262 221V220H259L258 222H256V224L254 225V226H252ZM20 226H21V230H20ZM63 226V227H64ZM69 226V225H68ZM70 226H72V225H70ZM69 226V227H70ZM144 228H143V227ZM25 227V226H24ZM52 227V228H51ZM73 227V229L71 230V231H73V232H71L72 233V235H73V237H75L76 238V236H74V234H76V233H79V232H77V226L75 225V226H72ZM126 227V228H127ZM142 227V229H140ZM223 227V228H224ZM254 227H256V228H254ZM259 227V228H258ZM49 228H50V230H49ZM95 228L92 230V231H95ZM138 228H139V230H138ZM220 228H222V227H220ZM222 228V229H223ZM48 230V231H46V230ZM245 229L247 230V231H245ZM251 229V228H250ZM26 231V233H27V231L29 232H33V233H30V234H34V233H37V235L36 236H38L39 235V237L38 238H34V236H35V234H34V236L32 237V238H34V239H32L31 238V236H29V233H24V231ZM46 232H48L47 233V236H46V238H45V236L44 235H46L45 233V231ZM249 230V231H248ZM260 231V232H259ZM76 232V233H75ZM88 232V231H87ZM236 232H238V231H236ZM250 232V233H249ZM23 233V234H22ZM56 234L55 235V237L56 238H54V236H51V234ZM74 233V234H73ZM82 233L83 232H81V233H79V234H81L82 235ZM85 233L86 232H84L83 234L85 235ZM89 233H91V231L89 232ZM26 234V236H25V238L23 239V237H24V235ZM79 234H78V236H79ZM88 234V233H87ZM245 235L246 236V234H247V236L245 237H242L243 235ZM41 235H43L44 236V238L45 239H42L43 238V236L41 237ZM51 237H50V236ZM80 235V236H81ZM239 235H242V236H239ZM255 235H257V238L256 237H254ZM10 236V237H9ZM28 236V238L30 237V239L31 240H29V239H27L26 237ZM87 237H92V235L91 236H88V235H86ZM252 236V237H251ZM49 237H50V239L51 238H53V240L55 239V241L54 242H56L55 244H54V242L52 241V243H53V245L54 246H52V244H51V240L49 239ZM63 238V240H62V242H61V239ZM72 236H70V238H71ZM87 237L86 238H84V239H87ZM258 237H259V240H262V242L261 241H259L258 240ZM83 238V237H82ZM118 238V237H117ZM117 238H116V236H114L113 238H110V240H112V241H117ZM257 240H256V239ZM57 239V240H56ZM101 239V238H100ZM98 239V242H102L103 240L101 239ZM115 239V240H114ZM7 240V241H6ZM44 241V243H42L43 241ZM60 240V241H59ZM77 240V239H76ZM119 240V239H118ZM247 240V241H246ZM249 240V241H248ZM9 241H10V243H9ZM41 241V242H40ZM67 241V240H66ZM242 241V242H241ZM3 242V243H2ZM12 242V243H11ZM73 242V243H74ZM101 242L99 243V244H101ZM252 242V243H251ZM259 242H261V243H259ZM40 243H42V244H40ZM63 243V244H62ZM88 243V244H87ZM93 243V244H92ZM14 244V245H13ZM86 244V245H85ZM98 244V245H99ZM259 244V245H258ZM43 245H45V246H43ZM57 247H56V246ZM60 245V246H59ZM68 245V244H67ZM66 244H65V246H67ZM81 245H83V247L81 246ZM102 245V244H101ZM80 246V247H79ZM87 246V247H86ZM231 246V247H230ZM235 246V247H234ZM261 246V247H260ZM263 246V247H262ZM60 247L62 248V249H64V250H62V249H60ZM75 248L74 250H73V248ZM96 247H98V246H96ZM239 247V248H238ZM99 248V247H98ZM248 248H251L250 250H252V248H253V250H252V252L248 249ZM77 249H79L78 251H77ZM82 251H81V250ZM85 249V250H84ZM90 249V250H89ZM230 249H231V253H229L230 252ZM257 249H259V251L257 250ZM76 250V251H75ZM228 250V251H227ZM237 252H236V251ZM75 251V252H74ZM96 251V257L95 258H98V250L96 249L95 250ZM258 251V252H257ZM78 252H80V253H78ZM82 252V253H81ZM254 252V253H253ZM60 253V254H59ZM78 253V254H77ZM93 253V254H94ZM124 253V250L122 249V250H119L118 252H116L115 253V255L114 256H112V258H111V255H109L108 257H109V259L108 258H105L104 260H101V262H100V264H107V263H109V262H111V260L112 261H114L115 260V258L114 257H116V258H118L120 255H122ZM263 253V254H262ZM67 255V256H65V255ZM92 254V255H93ZM94 254V255H95ZM229 254V255H228ZM234 254V255H233ZM236 254V255H235ZM244 254H246V255H244ZM32 255H33V257H32ZM64 255V256H63ZM94 255L93 256H90L91 258H94ZM113 255V254H112ZM224 255V256H223ZM233 255V256H232ZM21 256V257H22ZM118 256V257H117ZM236 256V257H235ZM243 256H245V257H243ZM258 256V257H259ZM38 257V258H37ZM68 259H67V258ZM73 257H74V259H73ZM87 257H89V256H87ZM222 257H224V258H222ZM226 257V258H225ZM249 257V258H248ZM261 257V258H262ZM66 258V259H65ZM94 258V259H95ZM114 258V259H113ZM236 258V259H235ZM239 258V259H238ZM30 259V260H29ZM108 259V260H107ZM173 260H174V258H172ZM205 258H203V260H204ZM221 259V260H220ZM233 259V260H232ZM106 260V261H105ZM225 260V261H224ZM236 260H238V261H236ZM67 261L69 262V263H67ZM104 261V262H103ZM207 261H208V259H207ZM218 261V262H217ZM227 261V262H226ZM23 262V263H24ZM85 262V261H84ZM221 262V263H220ZM241 262H243V261H241L240 260V263ZM239 263V264H240ZM97 264H99V263H97Z\"/></svg>", "mask_w": 264, "mask_h": 264}]
</instances>
